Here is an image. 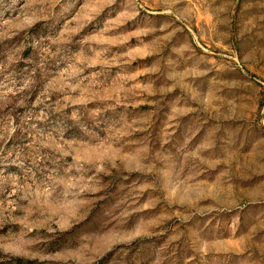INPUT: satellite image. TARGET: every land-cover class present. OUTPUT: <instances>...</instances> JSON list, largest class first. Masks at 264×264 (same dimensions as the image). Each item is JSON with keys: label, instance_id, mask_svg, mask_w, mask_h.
Returning a JSON list of instances; mask_svg holds the SVG:
<instances>
[{"label": "rangeland", "instance_id": "1", "mask_svg": "<svg viewBox=\"0 0 264 264\" xmlns=\"http://www.w3.org/2000/svg\"><path fill=\"white\" fill-rule=\"evenodd\" d=\"M0 264H264V0H0Z\"/></svg>", "mask_w": 264, "mask_h": 264}]
</instances>
